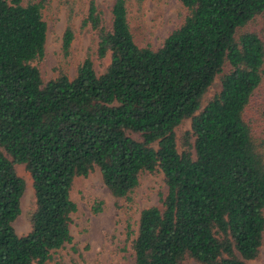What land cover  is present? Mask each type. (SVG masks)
Returning a JSON list of instances; mask_svg holds the SVG:
<instances>
[{
  "label": "trees",
  "instance_id": "16d2710c",
  "mask_svg": "<svg viewBox=\"0 0 264 264\" xmlns=\"http://www.w3.org/2000/svg\"><path fill=\"white\" fill-rule=\"evenodd\" d=\"M50 0H0V264H50L72 242L71 191L100 169L115 197H127L143 172H162V207L129 220L134 264H247L264 236V129L246 117L264 82V0H181L187 14L155 50L141 47L128 0H114L111 25L91 0L82 20L97 37L103 73L88 54L70 78L64 64L75 31L62 38L63 63L45 82ZM219 76L221 90L203 106ZM187 119L190 129L178 138ZM128 131L140 134V140ZM33 180L31 230L20 236L26 184Z\"/></svg>",
  "mask_w": 264,
  "mask_h": 264
},
{
  "label": "rangeland",
  "instance_id": "374dc122",
  "mask_svg": "<svg viewBox=\"0 0 264 264\" xmlns=\"http://www.w3.org/2000/svg\"><path fill=\"white\" fill-rule=\"evenodd\" d=\"M26 2L27 0H23ZM91 0H50L43 16L48 25V37L45 59L40 63L45 82L57 75V69L63 63L62 38L69 24L70 11L73 14L70 25L75 31V39L66 62L63 63L70 78H74L78 66L91 54L95 70L104 72L108 62L101 64L96 59L97 37L89 28L82 27V20ZM104 9L106 22L111 25V9L114 0H95ZM187 11L181 0H128V16L136 43L145 47L150 45L159 49L166 38L179 27ZM247 29L263 30L261 17L250 23ZM221 90L220 78H215L203 100V106ZM247 119L254 123L260 133L264 129V82L256 90L246 112ZM191 120L187 119L177 128L178 138L190 129ZM135 139H142L140 134L128 131ZM17 173L25 181L26 188L21 199V214L14 222L20 236L31 230V216L35 210L33 180L25 164L15 165ZM167 191L162 172H143L139 186L127 197H115L106 187L102 174L95 167L87 176L77 177L71 191V198L77 204L72 213V242L53 253L50 264H134V254L130 243L126 242V226L130 220L135 229L143 209L151 206L162 207L161 197ZM247 264H264V236L257 258L247 260ZM184 264H200L192 259Z\"/></svg>",
  "mask_w": 264,
  "mask_h": 264
}]
</instances>
